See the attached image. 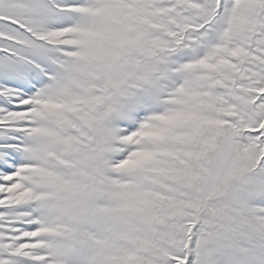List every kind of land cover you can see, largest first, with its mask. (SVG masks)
Returning <instances> with one entry per match:
<instances>
[{
    "label": "snow or ice",
    "instance_id": "obj_1",
    "mask_svg": "<svg viewBox=\"0 0 264 264\" xmlns=\"http://www.w3.org/2000/svg\"><path fill=\"white\" fill-rule=\"evenodd\" d=\"M0 264H264V0H0Z\"/></svg>",
    "mask_w": 264,
    "mask_h": 264
}]
</instances>
